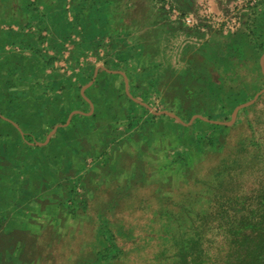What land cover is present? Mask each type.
I'll list each match as a JSON object with an SVG mask.
<instances>
[{
  "label": "rangeland",
  "instance_id": "rangeland-1",
  "mask_svg": "<svg viewBox=\"0 0 264 264\" xmlns=\"http://www.w3.org/2000/svg\"><path fill=\"white\" fill-rule=\"evenodd\" d=\"M16 3L33 35L48 13L92 25L96 52L48 73L101 83L21 125L29 89L7 94L0 62V264L240 263L234 239L264 227V0H0V31L21 32Z\"/></svg>",
  "mask_w": 264,
  "mask_h": 264
},
{
  "label": "trees",
  "instance_id": "trees-1",
  "mask_svg": "<svg viewBox=\"0 0 264 264\" xmlns=\"http://www.w3.org/2000/svg\"><path fill=\"white\" fill-rule=\"evenodd\" d=\"M25 4L26 3L20 5L19 3H16V11L13 12L14 14H20V20H17V24L20 25L21 32L14 30H9L6 32L0 31V49L3 48L5 43H10L11 45L15 46L18 44L20 47V50L14 49V51L12 52H7L4 56H2L3 58L0 60L2 66L6 71L5 79L7 88L4 90L7 91V94L11 96L12 91L20 90L22 86H25L29 89V95L23 97L24 99L20 101L17 97L13 99L11 97V99H9L13 103H16V116L19 117V122L21 125H24L26 123L29 126L34 125V122L40 118L37 114L41 113L40 110L44 109V107L45 110L48 109L49 115L47 114L41 124L52 125V121L55 118L58 120H62L73 110L79 109L80 103L85 102L79 92H76L74 97L71 96L73 95V90L77 88L81 89V86H83L86 82L79 85V87H76V85L72 82V76H64V74L58 71H52L51 73H48V69L53 68L54 61L62 55L61 52L65 48L64 41L67 40L69 34L72 31H75L76 24L79 23L77 21L68 22L63 14H60L61 16H59L57 14L48 13L49 16H47L46 19H40L43 16L40 15L38 20L39 26L37 27L38 35H36L35 33L34 37L33 33H28L25 31V29L30 26V24H32L31 20L32 16L34 15V9H31V7ZM58 18H62L64 19V21L60 19L58 21H55ZM49 19L51 21L53 20L51 25H49ZM47 25H49L50 29L53 28V31H58L61 37H63L64 39H60L61 41L57 40V38L49 40L48 47L49 49L53 50L54 54H49L47 50L41 48V45L45 38L42 37V31L44 30V28L48 27ZM89 29L93 30L92 25L90 27H87V29L84 28V31L86 32ZM84 34L86 36L88 32L87 34ZM85 36L81 44L76 47L71 55L74 59L73 62L75 66L79 64L80 56L83 55L86 50H90L92 48L96 49L98 47V43H96V40L92 41L93 38H86L89 35H87L86 37ZM90 37L92 36L90 35ZM25 48L30 49L29 55H26V53H24ZM116 54L118 55V57L121 55L120 57L124 62L129 60V55L124 51L120 53L118 50V53ZM111 61L112 59L107 62L110 63ZM108 66L110 69L115 68L112 63L108 64ZM103 70L104 73H106V76H108L109 74L113 75L110 70L105 68ZM86 73L88 72L84 71V74ZM94 87L95 84L90 86L89 89H94ZM56 90H61V92L57 93L55 92ZM49 91H52L53 95L49 96ZM2 93L4 92H0L1 95H3ZM21 93L24 94V92ZM10 96H8V98ZM8 98L5 100H8ZM33 104L35 106H33ZM41 104H44V106H42ZM29 107H34L35 112H33V110L32 112H29ZM25 119L28 120L25 121ZM231 255L233 257H235L236 255L238 256L236 258L241 260V262L238 264H264V227H261L259 231L253 233H240L239 236H237L233 241Z\"/></svg>",
  "mask_w": 264,
  "mask_h": 264
},
{
  "label": "crops",
  "instance_id": "crops-1",
  "mask_svg": "<svg viewBox=\"0 0 264 264\" xmlns=\"http://www.w3.org/2000/svg\"><path fill=\"white\" fill-rule=\"evenodd\" d=\"M80 26H82V25H80ZM85 26V25H84ZM28 28H29V26H28ZM28 28L26 29V30H28ZM82 28H86L87 29V27H79V24H76V29H75V33L77 34V35H80V33H82L81 32V30H82ZM84 36H85V34L84 33H82V35H80V39H77L76 37H74V38H69V39H67L66 41H64L65 42V48L62 50V55L58 58V59H56L55 61H54V64H55V62H57V61H63V60H65V59H68V61H71V62H73L74 61V59L72 58V53L74 52V50L76 49V47L78 46V45H80L81 44V42L83 41V39H84ZM64 40V39H63ZM66 45H68V47L66 46ZM120 46H121V43L119 44ZM95 46H96V44H95ZM47 51H48V53L49 54H54V52H53V50L52 49H49V47H48V49H46ZM96 50H97V48L95 49V48H92V49H90V51H93V53H95L96 52ZM68 52V53H67ZM119 52L120 53H122V48L121 49H119ZM121 56V55H120ZM118 57L117 59L120 61V62H124L122 59H121V57ZM83 57H84V54L83 55H81L80 56V59H79V61L81 60V59H83ZM111 60V59H110ZM63 74V73H62ZM86 74H88L86 77H84L85 79H84V83L86 82V83H88L87 82V80H88V77H89V73H86ZM64 76H71V75H67L66 74V71L64 72ZM99 76H102L101 74H99ZM116 76V75H115ZM75 76H73L71 79H72V82L77 86V87H79V79H78V77H75ZM85 83V84H86ZM99 83H101V81H99ZM99 83H97V81L95 82V83H93V81L92 82H90V83H88V85L90 86V84H91V86L92 85H94L95 84V86H98L99 85ZM81 84H83V83H80V85ZM87 86V85H86ZM85 87V86H84ZM83 87V88H84Z\"/></svg>",
  "mask_w": 264,
  "mask_h": 264
},
{
  "label": "water",
  "instance_id": "water-1",
  "mask_svg": "<svg viewBox=\"0 0 264 264\" xmlns=\"http://www.w3.org/2000/svg\"><path fill=\"white\" fill-rule=\"evenodd\" d=\"M86 87H87V86H86ZM86 87H84L83 90H84Z\"/></svg>",
  "mask_w": 264,
  "mask_h": 264
}]
</instances>
